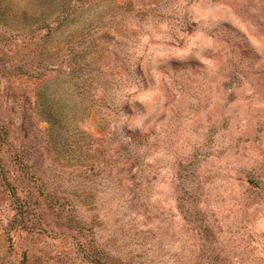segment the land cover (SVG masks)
I'll use <instances>...</instances> for the list:
<instances>
[{"label":"rangeland","instance_id":"rangeland-1","mask_svg":"<svg viewBox=\"0 0 264 264\" xmlns=\"http://www.w3.org/2000/svg\"><path fill=\"white\" fill-rule=\"evenodd\" d=\"M0 264H264V0H0Z\"/></svg>","mask_w":264,"mask_h":264}]
</instances>
